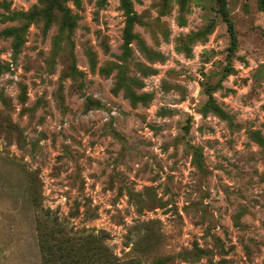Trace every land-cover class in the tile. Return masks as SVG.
Instances as JSON below:
<instances>
[{
  "label": "rangeland",
  "instance_id": "rangeland-1",
  "mask_svg": "<svg viewBox=\"0 0 264 264\" xmlns=\"http://www.w3.org/2000/svg\"><path fill=\"white\" fill-rule=\"evenodd\" d=\"M130 1L0 0V264H264L262 0Z\"/></svg>",
  "mask_w": 264,
  "mask_h": 264
},
{
  "label": "trees",
  "instance_id": "trees-1",
  "mask_svg": "<svg viewBox=\"0 0 264 264\" xmlns=\"http://www.w3.org/2000/svg\"><path fill=\"white\" fill-rule=\"evenodd\" d=\"M217 1L219 3V11L221 12L224 20L227 23V30L231 38L230 48L233 49L235 48V45H236V38H235V31H234L233 23L228 16L225 0H217ZM121 4H122V7L125 13V17H126L125 26L123 30L124 43L125 45H128L132 41V39L135 38V35L133 33V25L135 23L136 16L132 9V3L130 0H121ZM262 4L264 6V0H262ZM59 7L61 6L59 5ZM64 16H67L66 12L64 13Z\"/></svg>",
  "mask_w": 264,
  "mask_h": 264
}]
</instances>
